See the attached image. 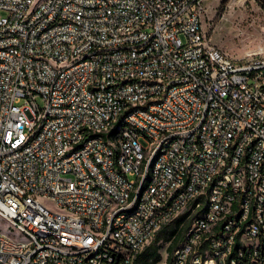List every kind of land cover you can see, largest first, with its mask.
<instances>
[{
  "label": "built area",
  "instance_id": "1",
  "mask_svg": "<svg viewBox=\"0 0 264 264\" xmlns=\"http://www.w3.org/2000/svg\"><path fill=\"white\" fill-rule=\"evenodd\" d=\"M205 12L0 0V264H134L176 220L163 264H264V54Z\"/></svg>",
  "mask_w": 264,
  "mask_h": 264
},
{
  "label": "rangeland",
  "instance_id": "2",
  "mask_svg": "<svg viewBox=\"0 0 264 264\" xmlns=\"http://www.w3.org/2000/svg\"><path fill=\"white\" fill-rule=\"evenodd\" d=\"M203 26L211 42L222 47L232 57L242 59L248 52L264 54V1L262 0H205ZM43 107L40 99L36 101ZM143 146L146 143L140 140ZM51 205L50 202H44ZM6 228L5 225L3 226ZM153 241L147 246H152ZM161 261L168 258V243L159 240Z\"/></svg>",
  "mask_w": 264,
  "mask_h": 264
},
{
  "label": "trees",
  "instance_id": "3",
  "mask_svg": "<svg viewBox=\"0 0 264 264\" xmlns=\"http://www.w3.org/2000/svg\"><path fill=\"white\" fill-rule=\"evenodd\" d=\"M179 221H174L162 227L156 237L153 240L152 246L145 247L141 253L136 257L134 264H158L161 261V254L159 253V247L155 243L162 240L165 243H170L167 247L168 258L171 256L174 248L179 244L181 240V230L179 228Z\"/></svg>",
  "mask_w": 264,
  "mask_h": 264
}]
</instances>
